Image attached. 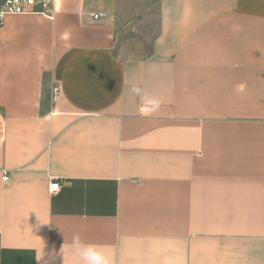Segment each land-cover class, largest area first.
I'll return each instance as SVG.
<instances>
[{"label": "crops", "instance_id": "obj_1", "mask_svg": "<svg viewBox=\"0 0 264 264\" xmlns=\"http://www.w3.org/2000/svg\"><path fill=\"white\" fill-rule=\"evenodd\" d=\"M54 9L0 27V264H264V0Z\"/></svg>", "mask_w": 264, "mask_h": 264}, {"label": "built area", "instance_id": "obj_2", "mask_svg": "<svg viewBox=\"0 0 264 264\" xmlns=\"http://www.w3.org/2000/svg\"><path fill=\"white\" fill-rule=\"evenodd\" d=\"M57 0H2L0 3V27L4 20L9 15H26V14H41L44 16H52ZM94 21L112 20V16L99 12L92 15ZM3 181H8L7 172H3ZM60 188V183L54 181L50 184L49 190L51 193L57 192Z\"/></svg>", "mask_w": 264, "mask_h": 264}, {"label": "clouds", "instance_id": "obj_3", "mask_svg": "<svg viewBox=\"0 0 264 264\" xmlns=\"http://www.w3.org/2000/svg\"><path fill=\"white\" fill-rule=\"evenodd\" d=\"M131 91L138 94L140 92V89L133 86ZM150 103L153 106V110L159 107V101L151 100ZM68 247L76 256L79 257L82 264H110L109 258L105 255L103 248L99 245L83 242L79 233H75L72 235ZM42 257L43 249L37 255L36 260L39 262L41 261Z\"/></svg>", "mask_w": 264, "mask_h": 264}, {"label": "rangeland", "instance_id": "obj_4", "mask_svg": "<svg viewBox=\"0 0 264 264\" xmlns=\"http://www.w3.org/2000/svg\"><path fill=\"white\" fill-rule=\"evenodd\" d=\"M2 0H0V3H1Z\"/></svg>", "mask_w": 264, "mask_h": 264}]
</instances>
